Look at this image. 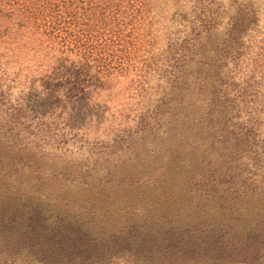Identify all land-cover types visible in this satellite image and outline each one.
<instances>
[{"label":"trees","instance_id":"obj_1","mask_svg":"<svg viewBox=\"0 0 264 264\" xmlns=\"http://www.w3.org/2000/svg\"><path fill=\"white\" fill-rule=\"evenodd\" d=\"M154 1L169 0H0V100L16 90L14 103H0V264H108L119 255L264 264V207L254 199L264 197V20L251 0H185L186 31L161 51L167 75L147 92L140 70L162 64ZM27 61L48 76L76 67L113 96L99 100L100 116L98 103L46 88L36 101L41 84L20 67ZM45 123L62 142L102 126V174L94 164L45 169L43 145L31 142L46 137L19 135ZM74 180L84 185L77 200L61 195Z\"/></svg>","mask_w":264,"mask_h":264},{"label":"rangeland","instance_id":"obj_2","mask_svg":"<svg viewBox=\"0 0 264 264\" xmlns=\"http://www.w3.org/2000/svg\"><path fill=\"white\" fill-rule=\"evenodd\" d=\"M222 2H226L227 0H220ZM254 2V5L257 7L259 12V20H264V0H251ZM154 3L150 9V14L153 16V25L152 34L154 35V39L157 44L156 53H160L167 44H171L176 38L180 39L184 32L186 31V23L185 20L188 19V2L185 0H169L166 3L154 1ZM166 54L161 52L159 57L162 61V64L159 65V70L156 69L157 63L150 64L148 61L147 66L140 70V74L143 73L145 76L139 75V84L147 88V92H153L156 85H161L162 80L161 77L167 75L168 67L166 66L165 57ZM139 64V63H138ZM18 66V65H15ZM20 67L29 71L35 76L36 81H40L37 90L34 92V100L38 101L37 97H41V90L48 89L50 91V95H55L59 93V95H64L69 98L71 101H75L76 103H98V108L91 109L93 112L97 110V116H100L102 110L106 105H102V100L107 98L108 96H113V93H108V91L102 89L100 90L95 83L91 82L85 75L79 74V71L76 67H71L67 65L66 67H61L58 69L53 76L37 74L39 70L34 64L30 61L24 62L20 65ZM47 76V77H44ZM85 82V83H84ZM38 84V83H36ZM15 86V85H14ZM86 86V87H85ZM0 87H3L1 85ZM106 89H110L113 92L118 91V96L122 93L120 85H112ZM128 90V89H127ZM15 88L12 87V91L8 92L7 96L4 97V101L9 102V104L14 103V97L16 96ZM26 91V90H25ZM129 91V90H128ZM95 93L99 96H95ZM129 94V92H128ZM87 95V96H86ZM88 95H92V98ZM155 94H153L154 96ZM125 101H128V106L120 107L122 109L124 115H128L129 118L134 115L133 106H129L131 101L122 98ZM3 100H0V103H5ZM121 103V100H120ZM106 113V112H104ZM122 116V117H123ZM91 124L87 126V132L82 134L80 131L77 133L71 132L66 135V140L62 142L57 138V134L51 128L50 125H40L37 129H33V125L27 127L24 131H22L19 135L22 136L23 132H27L28 130H32L34 132L40 133L46 137V141L43 138V141H32V146H41L44 147L45 157L43 162L45 163V169H49L50 165H52L55 169L57 167H65V169L71 167L72 169L65 170L64 172L68 173L70 170H81L85 171L86 169H91V164H94V167L91 170V173L100 172L102 168H98L96 166L100 165L102 157L101 155L107 151L106 147L103 146L95 137L101 134L102 126L96 127ZM9 133V132H8ZM7 133V134H8ZM19 136L20 138H22ZM102 134L100 135V137ZM94 138V139H93ZM97 140V141H96ZM45 143V144H43ZM154 145V144H153ZM152 145V146H153ZM50 160V161H48ZM99 161L95 163L94 161ZM154 161H157L154 159ZM153 162L150 160L146 164H150ZM99 174V173H97ZM102 174V173H101ZM75 175V174H74ZM73 175V176H74ZM28 176V174H26ZM93 175L88 176L86 179L92 178ZM82 180H74L72 182H65L66 187L62 190L61 195L64 197H69L70 199L77 200L80 196L84 185L79 184L77 182ZM257 181L259 182V187L264 188V168L259 169L257 172ZM256 194V193H255ZM264 194V191H263ZM254 199L255 205L258 208L264 207V197L255 196ZM139 209H141L139 207ZM140 211V210H139ZM13 264H30L29 260L19 258L14 261ZM108 264H142L133 257L128 255H119L117 257H113L110 259Z\"/></svg>","mask_w":264,"mask_h":264}]
</instances>
